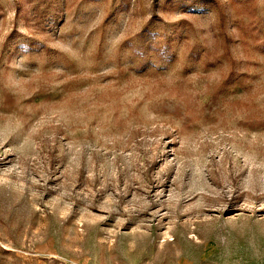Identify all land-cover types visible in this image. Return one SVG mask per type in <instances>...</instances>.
Wrapping results in <instances>:
<instances>
[{
	"label": "rangeland",
	"instance_id": "rangeland-1",
	"mask_svg": "<svg viewBox=\"0 0 264 264\" xmlns=\"http://www.w3.org/2000/svg\"><path fill=\"white\" fill-rule=\"evenodd\" d=\"M0 264H264V0H0Z\"/></svg>",
	"mask_w": 264,
	"mask_h": 264
}]
</instances>
